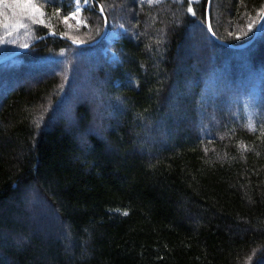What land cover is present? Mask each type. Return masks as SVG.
Listing matches in <instances>:
<instances>
[{
    "label": "trees",
    "instance_id": "obj_1",
    "mask_svg": "<svg viewBox=\"0 0 264 264\" xmlns=\"http://www.w3.org/2000/svg\"><path fill=\"white\" fill-rule=\"evenodd\" d=\"M34 2L0 63V264H264V0H210L214 35L209 0Z\"/></svg>",
    "mask_w": 264,
    "mask_h": 264
},
{
    "label": "rangeland",
    "instance_id": "obj_2",
    "mask_svg": "<svg viewBox=\"0 0 264 264\" xmlns=\"http://www.w3.org/2000/svg\"><path fill=\"white\" fill-rule=\"evenodd\" d=\"M76 8L80 10V5H78ZM0 12L4 14L3 16H0V58H1L6 56V55L2 56L3 54H7L14 50L16 51L17 49L27 45L28 43H31L34 40L30 41L33 38V36L30 35V26H31L30 23L33 22L31 19L24 20L26 27L16 28V29L5 28L3 25L10 23L9 17L12 16V9L6 6L5 8L2 9L0 6ZM38 19L43 21V22H36L38 24L44 25L47 23V19L45 18L44 15L42 17H39ZM117 35L118 34L116 31H110L107 36V40L111 42L112 39H115L117 37ZM29 207H30V201H29ZM37 209L40 213L45 212L42 206H37ZM49 223L50 221H48V224Z\"/></svg>",
    "mask_w": 264,
    "mask_h": 264
},
{
    "label": "snow or ice",
    "instance_id": "obj_3",
    "mask_svg": "<svg viewBox=\"0 0 264 264\" xmlns=\"http://www.w3.org/2000/svg\"><path fill=\"white\" fill-rule=\"evenodd\" d=\"M0 5H5L12 9V16L9 17L10 23L4 24L3 26L5 28L16 29L26 27L24 23L25 19H31L33 22H43L38 18L42 17L44 13L34 0H12L10 4L7 3V0H0ZM77 11H79V9H77ZM189 11L192 12V9H189ZM3 15L4 14L0 12V16ZM193 15H195L194 12ZM72 16L75 17V13H72ZM124 215H127V212H125Z\"/></svg>",
    "mask_w": 264,
    "mask_h": 264
},
{
    "label": "water",
    "instance_id": "obj_4",
    "mask_svg": "<svg viewBox=\"0 0 264 264\" xmlns=\"http://www.w3.org/2000/svg\"><path fill=\"white\" fill-rule=\"evenodd\" d=\"M210 12H211V2L209 0L208 7H207V25H208V28H209L210 32L213 34L212 29H211V22H210ZM263 19H264V11L262 13L261 19H260V21H259V23H258V25L256 27L255 33H254L253 37L251 38L250 42H252V41H254L256 39V37L258 35V32L260 30L261 21ZM105 32H106V24H105L104 30H103L102 34L100 35V37H98L96 40H94V41H92L90 43H83V42H78V41H74V40H69V41L75 46L92 45V44H95V43L99 42L100 39L105 35ZM52 34H53V32H49L47 35H52ZM43 37H39V38L35 39L34 41H32L31 43H28L27 45H25V46L21 47L20 49L14 51L13 53L0 58V63L6 62V61L12 59L13 57L25 52L29 47L33 46L36 42H38ZM58 37H62V36L58 35ZM226 44L229 45V46H233L234 47V45H231V44H228V43H226Z\"/></svg>",
    "mask_w": 264,
    "mask_h": 264
},
{
    "label": "bare ground",
    "instance_id": "obj_5",
    "mask_svg": "<svg viewBox=\"0 0 264 264\" xmlns=\"http://www.w3.org/2000/svg\"><path fill=\"white\" fill-rule=\"evenodd\" d=\"M262 22V21H261ZM261 26V25H260ZM259 33V32H258Z\"/></svg>",
    "mask_w": 264,
    "mask_h": 264
}]
</instances>
